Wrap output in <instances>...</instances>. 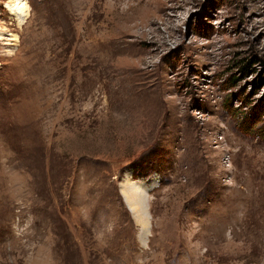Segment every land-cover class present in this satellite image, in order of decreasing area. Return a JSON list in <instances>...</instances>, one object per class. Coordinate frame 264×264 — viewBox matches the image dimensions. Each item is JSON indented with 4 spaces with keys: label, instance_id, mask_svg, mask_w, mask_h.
Returning a JSON list of instances; mask_svg holds the SVG:
<instances>
[{
    "label": "rangeland",
    "instance_id": "1",
    "mask_svg": "<svg viewBox=\"0 0 264 264\" xmlns=\"http://www.w3.org/2000/svg\"><path fill=\"white\" fill-rule=\"evenodd\" d=\"M9 4L0 264H264V0Z\"/></svg>",
    "mask_w": 264,
    "mask_h": 264
},
{
    "label": "bare ground",
    "instance_id": "2",
    "mask_svg": "<svg viewBox=\"0 0 264 264\" xmlns=\"http://www.w3.org/2000/svg\"><path fill=\"white\" fill-rule=\"evenodd\" d=\"M9 11L18 19L19 23L22 24L24 23L27 18L29 17V8L26 4V0H10V4H9ZM131 186H129V188L125 189V193L128 195L127 199L128 202L132 208V210L134 211L136 217L139 219L140 222L143 223L144 225V232L145 234L142 235L141 240L143 242L146 241V237L148 234L147 231L149 229L148 226V222L146 221V209H145V205L142 204V198L145 196V192L142 195H139L138 192H131V189L137 185H139L138 183H130Z\"/></svg>",
    "mask_w": 264,
    "mask_h": 264
},
{
    "label": "trees",
    "instance_id": "3",
    "mask_svg": "<svg viewBox=\"0 0 264 264\" xmlns=\"http://www.w3.org/2000/svg\"><path fill=\"white\" fill-rule=\"evenodd\" d=\"M244 69H247V68H244Z\"/></svg>",
    "mask_w": 264,
    "mask_h": 264
}]
</instances>
